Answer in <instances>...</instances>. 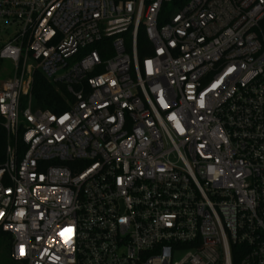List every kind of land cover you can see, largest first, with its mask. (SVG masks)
<instances>
[{
  "label": "built area",
  "instance_id": "1",
  "mask_svg": "<svg viewBox=\"0 0 264 264\" xmlns=\"http://www.w3.org/2000/svg\"><path fill=\"white\" fill-rule=\"evenodd\" d=\"M0 21L12 264H264V0H0Z\"/></svg>",
  "mask_w": 264,
  "mask_h": 264
},
{
  "label": "trees",
  "instance_id": "2",
  "mask_svg": "<svg viewBox=\"0 0 264 264\" xmlns=\"http://www.w3.org/2000/svg\"><path fill=\"white\" fill-rule=\"evenodd\" d=\"M137 45L139 48V57L142 58L144 54L140 50L142 47L147 45V42L140 31L138 34ZM33 93H34L35 104L37 107L43 110H50L54 112L65 110V100L69 99L68 95L65 92V88L63 86H59V88H57L55 85H52L49 82H47V80H45L39 73L35 74ZM6 141H7L6 131L0 125V165L5 160ZM0 235H6V234L0 232ZM3 243L5 246L9 247V251H10V239L8 236L7 238L3 237ZM11 261H13L12 258Z\"/></svg>",
  "mask_w": 264,
  "mask_h": 264
},
{
  "label": "rangeland",
  "instance_id": "3",
  "mask_svg": "<svg viewBox=\"0 0 264 264\" xmlns=\"http://www.w3.org/2000/svg\"><path fill=\"white\" fill-rule=\"evenodd\" d=\"M164 8H165V11L167 12L172 11L171 4H167ZM14 31H15V26L8 25V24L5 25L2 21H0V43L5 41ZM127 43H129V41H127ZM72 63H69V66ZM63 72L64 70L62 69V70H59L57 74L59 75V74H62ZM3 237L7 238V235H0V264H11L12 261L10 258L9 247L4 245Z\"/></svg>",
  "mask_w": 264,
  "mask_h": 264
}]
</instances>
